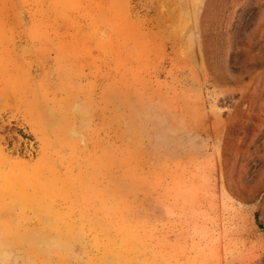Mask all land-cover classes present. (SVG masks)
Masks as SVG:
<instances>
[{"label": "rangeland", "instance_id": "obj_1", "mask_svg": "<svg viewBox=\"0 0 264 264\" xmlns=\"http://www.w3.org/2000/svg\"><path fill=\"white\" fill-rule=\"evenodd\" d=\"M264 0H0V264H264Z\"/></svg>", "mask_w": 264, "mask_h": 264}, {"label": "trees", "instance_id": "obj_2", "mask_svg": "<svg viewBox=\"0 0 264 264\" xmlns=\"http://www.w3.org/2000/svg\"><path fill=\"white\" fill-rule=\"evenodd\" d=\"M261 228H263V229H264V226H263V227H261Z\"/></svg>", "mask_w": 264, "mask_h": 264}]
</instances>
